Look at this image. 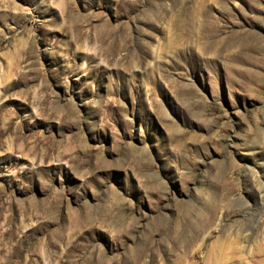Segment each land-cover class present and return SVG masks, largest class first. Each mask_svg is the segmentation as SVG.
I'll list each match as a JSON object with an SVG mask.
<instances>
[{"label":"rangeland","instance_id":"1","mask_svg":"<svg viewBox=\"0 0 264 264\" xmlns=\"http://www.w3.org/2000/svg\"><path fill=\"white\" fill-rule=\"evenodd\" d=\"M0 264H264V0H0Z\"/></svg>","mask_w":264,"mask_h":264}]
</instances>
